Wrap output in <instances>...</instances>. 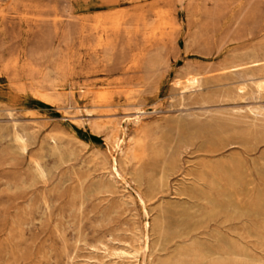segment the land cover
<instances>
[{"label":"bare ground","instance_id":"bare-ground-1","mask_svg":"<svg viewBox=\"0 0 264 264\" xmlns=\"http://www.w3.org/2000/svg\"><path fill=\"white\" fill-rule=\"evenodd\" d=\"M9 1L0 3L4 17ZM65 3L63 9L58 4L37 5L36 27L47 32L48 44L65 41L68 54L58 50V57L48 59L49 70L37 68L40 77L34 81L32 93L51 103L79 102L80 97L92 100L93 108L87 111L96 115L93 125L106 131L111 150L92 191L121 193L122 203L142 206L143 223L132 231L135 242L131 246L150 249L153 237L158 236V244L172 251L164 264H264V188L250 186L252 179L244 172L246 165L240 157L213 160L230 149L253 152L264 142V106H249L248 113L244 106H222L226 101L264 95V74L254 72L264 66V46L241 53L219 70H190L177 76L174 84L179 89L198 95V111L151 122L144 117L147 109L140 102L160 88L170 65V44L180 28L179 10L172 0ZM97 7L108 10L90 12ZM48 44L44 51L56 54L55 47ZM75 44L83 52L75 53ZM1 65L16 73L36 70L20 57ZM114 72L119 76L105 78ZM231 76L242 80L232 86L226 81L216 83ZM103 78L109 86L99 88ZM14 83L22 84L17 77ZM218 85L230 87L216 89ZM118 93H124L135 108L124 116L134 125L132 130L117 116ZM69 106L78 107L76 113L80 114V105ZM15 126L13 137L27 150L36 134L29 127ZM52 140L53 149L59 150L57 137ZM198 141L208 156L190 170L184 154ZM166 148L168 156L159 167ZM36 162L44 175L42 162ZM263 171L264 162L258 169ZM133 183L137 193H127ZM120 253L132 254L126 249ZM133 256L138 260V255Z\"/></svg>","mask_w":264,"mask_h":264},{"label":"rangeland","instance_id":"rangeland-1","mask_svg":"<svg viewBox=\"0 0 264 264\" xmlns=\"http://www.w3.org/2000/svg\"><path fill=\"white\" fill-rule=\"evenodd\" d=\"M44 3L49 7L58 4L62 9L67 5L65 0H10L7 15L0 12V61L20 57L36 68L16 73L3 69L4 61L0 63V264H164L172 251L158 244V236L153 237L150 249L131 246L135 242L132 231L143 223L142 206L138 202L122 203L121 193L92 191L107 155L111 156L106 131L93 125L96 115L87 111L93 108L92 100L80 97L79 102L51 103L32 93L33 83L40 77L37 68L45 66L49 70L48 59L58 57V50L61 55L68 54L65 41L48 44L47 32L34 23L37 5ZM172 3L179 10L180 28L175 42L170 44V65L160 88L140 102L147 109L144 117L151 122L198 111V95L179 89L174 84L177 76L190 70H219L241 53L264 46V0ZM107 10L97 7L90 12ZM47 44L58 52H45ZM74 49L75 53L83 52L78 44ZM254 72L263 75L264 66ZM118 76L114 72L105 78ZM16 77L21 85L14 83ZM103 79L99 80V88L109 86ZM241 80L231 76L216 83L226 81L232 86ZM230 86L218 85L216 89ZM119 98L117 116L132 130L134 125L124 116L135 108L124 93ZM69 104L80 105V114L76 113L78 107ZM252 105L264 106V95L222 103L225 108L244 106L247 113ZM64 109L69 113L65 114ZM16 124L36 134L27 150L13 137ZM52 136L58 139L57 151L53 149ZM167 156L166 148L159 167ZM206 156L198 141L185 151V164L195 170ZM236 157L246 165L244 172L252 179L250 186L264 188V171L258 172L264 162V142L253 152L230 149L224 157L213 160ZM36 160L42 162L44 175ZM126 192L136 194V184ZM122 249L132 254L123 255Z\"/></svg>","mask_w":264,"mask_h":264}]
</instances>
